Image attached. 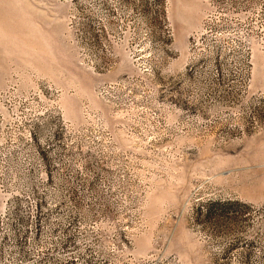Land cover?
<instances>
[{
  "label": "rangeland",
  "instance_id": "374dc122",
  "mask_svg": "<svg viewBox=\"0 0 264 264\" xmlns=\"http://www.w3.org/2000/svg\"><path fill=\"white\" fill-rule=\"evenodd\" d=\"M0 264H264V0H0Z\"/></svg>",
  "mask_w": 264,
  "mask_h": 264
}]
</instances>
